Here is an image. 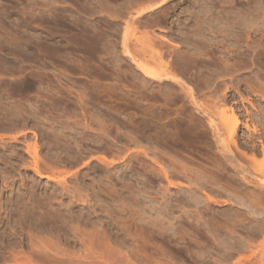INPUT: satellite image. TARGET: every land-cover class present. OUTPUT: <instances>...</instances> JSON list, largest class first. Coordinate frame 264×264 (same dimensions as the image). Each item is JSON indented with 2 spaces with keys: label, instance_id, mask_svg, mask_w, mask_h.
Wrapping results in <instances>:
<instances>
[{
  "label": "rangeland",
  "instance_id": "rangeland-1",
  "mask_svg": "<svg viewBox=\"0 0 264 264\" xmlns=\"http://www.w3.org/2000/svg\"><path fill=\"white\" fill-rule=\"evenodd\" d=\"M162 1L0 0V264H264V0Z\"/></svg>",
  "mask_w": 264,
  "mask_h": 264
},
{
  "label": "bare ground",
  "instance_id": "bare-ground-1",
  "mask_svg": "<svg viewBox=\"0 0 264 264\" xmlns=\"http://www.w3.org/2000/svg\"><path fill=\"white\" fill-rule=\"evenodd\" d=\"M165 1H167V0H164V2ZM241 1V0H240ZM249 1V0H248ZM163 1L162 2H160V3H158L156 6H151L150 7V9L149 10H153V9H155V8H157V7H160L163 3H164ZM219 3V2H218ZM246 4V3H245ZM244 7V6H243ZM249 13V12H248ZM251 13V12H250ZM247 16V15H246ZM242 18V17H241ZM235 21V20H234ZM250 33V32H249ZM248 34V33H247ZM252 42V41H251ZM254 42V41H253ZM264 54V53H263ZM235 57V56H234ZM183 58H185V57H183ZM232 59V58H231ZM178 60H179V58H178ZM188 60V59H187ZM191 60V59H190ZM189 62V61H188ZM180 63V62H179ZM191 63V62H190ZM253 63V62H252ZM214 64V63H213ZM226 64H227V62H226ZM224 65V64H223ZM228 65V64H227ZM255 65V64H254ZM159 75H161V74H159ZM155 76V75H154ZM156 77V76H155ZM168 77V76H167ZM162 77H160V79H161ZM159 79V78H158ZM163 79V78H162ZM164 80V79H163ZM165 81V80H164ZM166 82V81H165ZM180 82V81H179ZM207 83V82H206ZM187 86V85H186ZM256 87H257V85H256ZM259 88V87H258ZM250 89V88H249ZM255 89H257V88H255ZM185 91H186V89H184ZM182 91V90H181ZM252 91H254V90H252ZM183 92V91H182ZM259 92V91H258ZM185 93V92H184ZM216 93V92H215ZM252 93V92H251ZM254 93V92H253ZM252 93V94H253ZM213 94V93H212ZM255 94H257V92L255 93ZM254 94V95H255ZM259 94V93H258ZM264 94V93H263ZM155 95V94H154ZM187 95L190 97V99H191V103L193 104V107H195L196 108V110H197V113H198V111H200L201 113H205V115H208V114H210V113H212V112H210V111H212V110H210L209 112H208V110H209V108L208 107H210L211 108V106H210V104H209V106L207 107V104H206V107L208 108V109H206V108H204L205 107V105L203 106L202 105V102L200 103V102H198L197 100H196V98H195V95H194V92H193V90L190 88V89H188V91H187ZM260 95V94H259ZM258 95V96H259ZM262 95V94H261ZM156 96V95H155ZM154 96V97H155ZM184 96H185V94H184ZM223 96H225V95H223ZM227 96V95H226ZM256 96V95H255ZM187 97V96H186ZM262 97V96H261ZM263 97H264V95H263ZM217 98V97H216ZM225 98V97H224ZM174 99V98H173ZM208 100L210 99V98H207ZM212 99V98H211ZM227 99V98H226ZM250 99V98H249ZM214 100V99H213ZM246 100V99H245ZM223 101L225 102V99H223ZM241 101V100H240ZM243 101V100H242ZM168 102V101H167ZM208 102H211V101H208ZM170 103V102H169ZM168 103V104H169ZM190 103V104H191ZM217 103V102H216ZM248 103H250V102H248ZM252 103V102H251ZM251 103H250V105H251ZM205 104V103H204ZM211 104H212V102H211ZM221 104V103H220ZM226 104H227V102H226ZM215 105V104H214ZM223 105H225V104H223ZM249 105V106H250ZM254 105V104H253ZM253 105H251L253 108H254V106ZM226 106V105H225ZM214 107H216V106H214ZM213 107V108H214ZM219 107H220V105H219ZM221 107H224V106H221ZM251 107V108H252ZM212 108V109H213ZM227 108V107H226ZM239 108V107H238ZM247 108V107H246ZM205 109V110H204ZM216 109V108H215ZM240 109V108H239ZM249 109V108H248ZM255 109V108H254ZM187 110V109H186ZM217 110H219V109H216V111ZM229 110H230V112H231V114H230V116L229 115H227L226 114V110L225 111H220V112H216V113H214L213 115H211V117L210 116H208V118H209V127H210V129L212 130V135L214 136V138H215V141H216V143H217V145L221 148V150H222V153H226V154H232V156H233V154L234 153H232V150L230 149V145L231 146H233V148L236 150V151H238L239 153H241V154H243L244 156H246V153L244 152V150L242 149L243 147H242V145L243 144H241L238 140L239 139H236V137H237V133H238V131H239V128H240V126H241V124H242V122H241V119H240V116L241 115H239L237 112H238V110L236 111L235 109H234V107L232 108V107H229ZM258 110H260V108L258 109ZM205 111V112H204ZM213 112H214V109H213ZM229 112V113H230ZM239 112H241V111H239ZM261 112V111H260ZM259 112V113H260ZM163 113V112H162ZM228 113V114H229ZM246 113H249V112H246ZM251 113V112H250ZM258 113V114H259ZM263 113V112H262ZM245 114V113H244ZM189 115V114H188ZM250 115V114H249ZM203 116H204V114H203ZM254 116V115H253ZM153 117V116H152ZM214 117H218V119L220 120V126L218 125L217 126V124H215V120H213L214 119ZM259 117V116H258ZM257 117V118H258ZM263 117V116H262ZM261 117V118H262ZM194 118V117H193ZM243 119H245V118H243ZM242 119V120H243ZM251 119V118H250ZM255 119V118H254ZM263 119V118H262ZM218 120V121H219ZM262 122V121H261ZM247 123V122H246ZM246 123H244V124H246ZM243 127V126H242ZM251 127V126H250ZM247 124L245 125V128L246 129H248L249 130V128H250ZM253 127V126H252ZM256 128V127H255ZM191 129V128H190ZM196 129V128H195ZM250 131H253L254 132V130H250ZM256 131V130H255ZM258 131V130H257ZM253 132H252V135H253ZM259 132V131H258ZM256 132H254V134H255ZM259 134V133H258ZM243 135V134H242ZM251 135V136H252ZM238 136H240V135H238ZM246 136H247V133H246ZM255 136V135H254ZM260 136V135H259ZM241 138V137H240ZM247 139L248 138H251L250 137V135H249V137H246ZM245 138V139H246ZM256 139H257V137H255ZM253 139V138H252ZM250 140L251 139H248V141L250 142ZM261 140V139H260ZM259 140V141H260ZM243 141V140H242ZM252 141V140H251ZM245 142V141H244ZM253 142V141H252ZM258 142V141H257ZM251 143V142H250ZM245 144V143H244ZM254 144V142L252 143V145ZM248 145V144H247ZM260 145H261V143H260ZM258 146V145H257ZM247 147V146H246ZM251 146H249V148H250ZM253 147V146H252ZM245 148V147H244ZM258 149V148H257ZM245 150H248V147L245 149ZM260 150H261V148H260ZM219 151V150H218ZM251 151V150H250ZM256 151H259V149L258 150H256ZM219 152H221V151H219ZM248 152V151H247ZM253 152H255V150L254 151H252V153ZM262 154H264V145H262ZM248 153H250V152H248ZM247 153V154H248ZM261 153V152H260ZM255 154H257V156L259 155L258 153H255ZM254 153H253V156L255 155ZM229 155V156H230ZM222 156V155H221ZM244 156H242V159L243 158H245L246 159V157H244ZM251 156H252V154H251ZM256 156V155H255ZM257 156H256V158H257ZM234 157V156H233ZM248 157V156H247ZM236 158V157H235ZM249 158H250V156H249ZM248 158V159H249ZM263 158V157H262ZM220 160L221 161H219L220 163L219 164H221L222 163V159L220 158ZM225 160V158L223 159V161ZM236 160H237V158H236ZM240 160V159H239ZM250 161L252 160H254V158L253 157H251L250 159H249ZM248 160V161H249ZM260 160V159H259ZM258 160V161H259ZM227 161V160H226ZM245 161V160H244ZM247 161V162H248ZM251 161V162H252ZM255 161V160H254ZM253 161V162H254ZM218 162V161H217ZM256 162L257 161H255V164H256ZM225 163V162H224ZM240 163V162H239ZM260 164H261V162H259ZM258 163V164H259ZM237 164V163H236ZM240 165H241V163H240ZM217 166V165H216ZM222 166H223V164H222ZM229 165L227 164V167H228ZM232 166H234V165H232ZM241 166H243V165H241ZM259 166V165H258ZM257 166V167H258ZM221 167V166H220ZM224 167H225V165H224ZM223 167V168H224ZM233 168V167H232ZM235 168H237V167H235ZM243 168V167H242ZM259 168V167H258ZM230 169H231V167H230ZM253 169V168H252ZM38 170V169H37ZM218 170V169H217ZM240 170V169H239ZM256 170V169H255ZM221 171H224V170H221ZM235 173H236V169H235V171H234ZM237 172H238V169H237ZM245 172V171H244ZM260 172H261V174H262V176H264V161H262V164H261V166H260ZM251 173V172H250ZM237 174V173H236ZM221 175V174H220ZM240 175V174H239ZM238 175V176H239ZM246 175H248L249 177H250V174H246ZM198 176V175H197ZM241 177H242V181H245L247 184H248V182H249V180H248V177L247 176H245V175H240ZM239 176V177H240ZM254 176V175H253ZM210 177V176H209ZM211 178H214V177H211ZM234 178V177H233ZM251 178V177H250ZM199 179V178H198ZM215 179H216V177H215ZM239 179V178H238ZM241 179V178H240ZM218 180V179H217ZM217 180H215V181H217ZM257 180V179H256ZM210 181V180H209ZM219 181V180H218ZM218 181H217V183H218ZM251 181H253V180H251ZM250 181V182H251ZM244 182V183H245ZM249 182V183H250ZM210 183V182H209ZM213 184V183H212ZM253 184V183H252ZM261 184V183H260ZM217 186H218V184H216ZM258 185V184H257ZM263 187H264V183L263 184H261ZM214 186V185H213ZM221 189V188H220ZM222 189H223V187H222ZM225 190H226V188H224ZM223 189V190H224ZM262 189V188H261ZM229 190V189H228ZM235 190V189H234ZM230 191V190H229ZM231 192H233V191H231ZM235 192V191H234ZM237 192V191H236ZM239 194V193H238ZM233 195V194H232ZM262 195V194H261ZM234 196V195H233ZM239 196V195H238ZM243 196V195H242ZM240 198V197H239ZM246 198V197H245ZM254 198H256L257 199V197H254ZM254 198L253 199H251L252 200V202H254ZM258 198H259V196H258ZM261 198V197H260ZM260 198H259V200H260ZM263 198V197H262ZM255 199V200H256ZM250 200V199H249ZM262 200V199H261ZM260 200V201H261ZM251 202V201H250ZM261 202H263L264 203V201L262 200ZM255 203H257V201H255ZM251 204H254V203H251ZM256 205V204H255ZM254 205V206H255ZM257 205H259V207H261L260 205H262V203L260 204V202H259V204H257ZM256 205V206H257ZM253 206V205H252ZM258 207V208H259ZM259 210V209H258ZM256 211V210H255ZM91 239V238H90ZM92 240H94V239H92ZM89 242L88 243H93L94 241H91V240H88ZM83 242V241H82ZM85 242V244H86V242H87V240H85L84 241ZM103 242V241H102ZM106 242V241H105ZM108 242V241H107ZM89 244V247H93L94 246V244ZM91 245V246H90ZM108 247H110L109 245H108ZM111 248V247H110ZM139 248V247H138ZM146 247H144V249H145ZM108 250H107V253H105V254H103V255H100V256H96V254L94 253V255L95 256H93V251H91L90 253L92 254V255H90L91 256V258L90 257H85V258H83V257H81V258H78L77 257V264H137V263H135L134 261L132 262V260L133 259H135V258H137L136 260H138V262H139V259H141L142 261L144 260V259H146V258H144L143 256L145 255L146 257H147V254H148V250H146L145 252H142V253H144L143 254V256L142 255H140V254H142L140 251L139 252H137V253H135V250H134V254H133V251H132V254L133 255H137V257H133V259L131 260L130 258H129V254L131 253V252H129V254H123L122 255V253L120 252L119 253V251L118 252H116L113 248H111V249H113V250H111V249H109V248H107ZM142 249L143 248H141L140 250L142 251ZM143 249V250H144ZM146 252H147V254H146ZM89 253V254H90ZM63 254H65V255H63V256H72L71 254H66V253H63ZM132 254H130V255H132ZM132 255V256H133ZM135 255V256H136ZM150 255L148 254V257H149ZM152 256V255H151ZM263 256H264V253H263ZM131 257V256H130ZM132 258V257H131ZM139 258V259H138ZM144 258V259H143ZM264 258V257H263ZM47 259H51V258H48V256H47ZM52 259H54V261H56V262H58L57 260H55V257H53ZM58 259V258H57ZM71 259V258H70ZM135 260V261H136ZM140 260V262H142ZM149 262H150V257H149ZM63 261H65V260H63ZM94 261H96V262H94ZM145 261V260H144ZM61 262H62V260H61ZM64 263V262H63ZM72 263V262H71ZM143 263V262H142ZM141 263V264H142ZM144 263H146V261L144 262ZM143 263V264H144ZM73 264V263H72ZM139 264V263H138ZM147 264H150V263H147Z\"/></svg>",
  "mask_w": 264,
  "mask_h": 264
}]
</instances>
